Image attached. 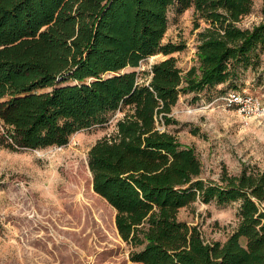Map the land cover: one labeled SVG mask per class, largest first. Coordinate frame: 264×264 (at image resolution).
<instances>
[{
  "label": "trees",
  "instance_id": "obj_1",
  "mask_svg": "<svg viewBox=\"0 0 264 264\" xmlns=\"http://www.w3.org/2000/svg\"><path fill=\"white\" fill-rule=\"evenodd\" d=\"M191 6L206 25L197 33V64L183 72L171 55L183 44L163 39L169 10ZM252 8L253 0H0V140L12 149L61 146L125 109L114 131L90 146L87 163L93 190L115 209L130 259L264 264V170L243 165L204 177L195 149L167 129L180 94L223 83L237 90L240 69L260 66L264 0L258 23L238 25ZM158 53L166 57L135 69ZM68 194L65 216L82 223L70 231L80 240L73 254L84 257L95 249L81 235L91 218ZM197 200L239 202L224 240H206L179 217Z\"/></svg>",
  "mask_w": 264,
  "mask_h": 264
},
{
  "label": "rangeland",
  "instance_id": "obj_2",
  "mask_svg": "<svg viewBox=\"0 0 264 264\" xmlns=\"http://www.w3.org/2000/svg\"><path fill=\"white\" fill-rule=\"evenodd\" d=\"M261 3L253 0L252 11L238 25L258 23ZM205 25L192 6L168 12L163 41L183 44L182 50L171 53L183 72L197 64V33ZM164 57L161 53L148 56L135 69L147 70L150 63ZM234 83L237 90L256 95L264 104V57L257 69H240ZM231 88L230 83H223L182 93L170 113L176 122L167 129L181 144L195 149L204 177L217 178L223 169L236 174L243 165L264 170V117L245 120L227 107L220 97ZM124 111L116 110L106 123L76 131L61 146L12 149L0 140V264H142L130 259V248L115 226V209L93 190L87 163L90 146L114 131ZM70 192L78 195L91 218L81 235L88 233L95 249L84 257L80 252L73 254L80 240L70 231L82 223L75 225L65 216ZM238 205L237 201L197 200L181 208L178 215L195 224L206 240H224L236 226ZM86 215L83 212L81 219ZM97 254L100 257L94 262Z\"/></svg>",
  "mask_w": 264,
  "mask_h": 264
},
{
  "label": "built area",
  "instance_id": "obj_3",
  "mask_svg": "<svg viewBox=\"0 0 264 264\" xmlns=\"http://www.w3.org/2000/svg\"><path fill=\"white\" fill-rule=\"evenodd\" d=\"M220 98L227 107L234 108L242 119L248 120L250 118L264 117V104L252 93L240 90H229Z\"/></svg>",
  "mask_w": 264,
  "mask_h": 264
}]
</instances>
